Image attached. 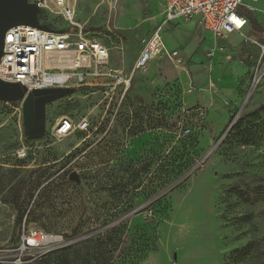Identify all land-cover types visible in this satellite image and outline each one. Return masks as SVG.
I'll return each instance as SVG.
<instances>
[{"label": "rangeland", "instance_id": "obj_1", "mask_svg": "<svg viewBox=\"0 0 264 264\" xmlns=\"http://www.w3.org/2000/svg\"><path fill=\"white\" fill-rule=\"evenodd\" d=\"M109 12L104 0H78L77 23L128 72L136 50L124 62L116 51L120 40L125 51L137 38L116 29ZM39 20L70 28L47 13ZM249 25L253 37H241L252 50L216 45L222 58L213 60L215 49L196 55L185 77L163 61L137 72L116 115L84 89L47 104L39 140L24 136L19 105L0 101V264L23 229L64 241L27 264H264V74L252 86L264 28ZM62 117L89 127L56 138ZM22 144L28 156L17 160ZM172 148L188 156L186 167L147 199L168 174Z\"/></svg>", "mask_w": 264, "mask_h": 264}, {"label": "built area", "instance_id": "obj_2", "mask_svg": "<svg viewBox=\"0 0 264 264\" xmlns=\"http://www.w3.org/2000/svg\"><path fill=\"white\" fill-rule=\"evenodd\" d=\"M41 13L60 18L70 27L68 30L54 29L43 31L31 26H15L8 29L3 37V55L0 58V81L24 86L32 90L72 88L74 91H89L99 95L106 111L117 114L127 94L132 74L145 73L155 59L166 58L173 65L180 64L177 51L169 50L162 41L161 28L171 22L190 20L197 16V27L210 32L220 40L227 35L241 33L247 20L237 13L242 0H164V20L151 35L140 39L141 53L131 75L114 69L109 62V49L91 38L85 27L75 19V6L72 0H29ZM110 11L118 6L120 0H104ZM262 56L253 72L254 87L264 74V45ZM212 56V54H208ZM84 89V90H83ZM3 102V101H1ZM6 105L12 102H3ZM22 110L23 100L14 102ZM89 127L85 120L74 123L62 117L54 126L52 135L62 138L76 130ZM190 130L184 128L180 138L189 136ZM28 156V147L20 145L14 153L17 160ZM61 236L38 230L23 229L17 245L4 264H27L46 256L63 246ZM66 245V244H65Z\"/></svg>", "mask_w": 264, "mask_h": 264}, {"label": "crops", "instance_id": "obj_3", "mask_svg": "<svg viewBox=\"0 0 264 264\" xmlns=\"http://www.w3.org/2000/svg\"><path fill=\"white\" fill-rule=\"evenodd\" d=\"M243 2L246 4H243ZM108 7V6H107ZM164 0H120L118 6L116 9L113 11L109 12L110 16L118 18V26L116 29L123 30L125 31V36L128 38H137L136 45L130 46L126 45V49L124 51L123 49V41L120 40V46L117 48L116 52H120L122 55V62L125 61L123 57H126L127 50L133 49L136 50V57L135 60L132 64L131 68H128V72H125L124 69L116 67L112 63V56L110 53V49L108 46L103 43L101 40L96 38L91 31H86L88 35L91 38L96 39L98 42H100L102 45L107 47L109 49V62L110 65L117 70H120L123 72L125 76L131 75L133 68L135 66V63L141 53V45H140V39L143 37H148L151 35V33L159 27L163 20H164ZM243 8L248 9L247 13L245 15L241 14L238 12L237 13L244 17L247 20V24L242 30L244 32V35L253 37L250 32V21L255 20L257 23L260 24L262 28H264V0H242V6ZM122 14L121 16L119 14ZM75 19L77 20V5L75 8ZM198 17L195 16L190 20H178L171 22L161 28L160 34L162 36V41L165 44V46L171 50V51H177L178 52V57L180 59V64L175 66V68H179L180 74L184 75L183 71L187 68V65L189 62L193 61L196 62L197 59H195L196 55L198 54H205V57L207 58L206 52L211 49L214 50V59L221 57L222 58V53L219 52V50L216 49L217 46H229L230 48L233 47H238L240 45H243V42L245 46L249 49L252 50V46L248 43H245L243 41V38L241 37V33L234 32L229 35H227L225 38L220 39L217 41L215 37L208 31H201L197 27V22H198ZM129 20L131 23V26L128 28H125L124 23L125 21ZM260 20H262V24L260 23ZM170 25L171 31L166 32L168 26ZM85 26V25H84ZM199 29V30H198ZM229 38L230 40H227ZM111 40L109 37L107 39ZM109 40V41H110ZM218 40V39H217ZM118 58V56H117ZM119 61V58H118ZM163 61V62H169L171 63L168 59L166 58H161V59H155L152 61L148 67V69L157 64L158 62ZM120 62V63H122ZM127 64V63H126ZM172 64V63H171ZM137 72L132 74V78L136 75ZM185 77V75H184ZM132 80V79H131Z\"/></svg>", "mask_w": 264, "mask_h": 264}, {"label": "water", "instance_id": "obj_4", "mask_svg": "<svg viewBox=\"0 0 264 264\" xmlns=\"http://www.w3.org/2000/svg\"><path fill=\"white\" fill-rule=\"evenodd\" d=\"M41 10L29 0H0V58L3 55V37L5 32L15 26H31L51 32L47 25H41L39 15ZM58 32H63L58 31ZM74 93L72 88H56L32 90L16 83L0 81V101L22 103L23 131L29 140H39L45 134L46 105ZM71 180L77 175L70 174Z\"/></svg>", "mask_w": 264, "mask_h": 264}, {"label": "trees", "instance_id": "obj_5", "mask_svg": "<svg viewBox=\"0 0 264 264\" xmlns=\"http://www.w3.org/2000/svg\"><path fill=\"white\" fill-rule=\"evenodd\" d=\"M40 24L46 25V24H43L42 22H40ZM48 27L52 30L56 29L55 27H51V26H48ZM188 137L185 139H181L182 142L187 141ZM188 159H189L188 156H185L182 152H179V150H174V148H172L171 153H170V158L164 159V161L168 162V165H167L169 167L168 174L164 177H160L157 179L155 189L152 190V192H149L150 194L147 195V199L156 198L158 196L157 193L160 190L166 188V186L170 185L172 181L176 180V178H178V176L182 174L184 167H186V164H187L186 162L188 161ZM159 200H160L159 198L155 199L150 205V207L154 209L155 213L158 212L157 210L158 206H155V205H157Z\"/></svg>", "mask_w": 264, "mask_h": 264}, {"label": "bare ground", "instance_id": "obj_6", "mask_svg": "<svg viewBox=\"0 0 264 264\" xmlns=\"http://www.w3.org/2000/svg\"><path fill=\"white\" fill-rule=\"evenodd\" d=\"M72 1H73V4H74L75 8H76L78 0H72Z\"/></svg>", "mask_w": 264, "mask_h": 264}]
</instances>
